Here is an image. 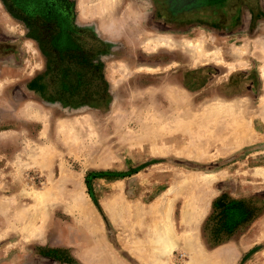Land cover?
Here are the masks:
<instances>
[{"label":"rangeland","instance_id":"rangeland-1","mask_svg":"<svg viewBox=\"0 0 264 264\" xmlns=\"http://www.w3.org/2000/svg\"><path fill=\"white\" fill-rule=\"evenodd\" d=\"M68 1L0 0V264H264V0Z\"/></svg>","mask_w":264,"mask_h":264},{"label":"bare ground","instance_id":"bare-ground-1","mask_svg":"<svg viewBox=\"0 0 264 264\" xmlns=\"http://www.w3.org/2000/svg\"><path fill=\"white\" fill-rule=\"evenodd\" d=\"M149 43V42H148ZM156 43L157 44H155L154 45V47H165V48H167V47H171V46H174V45H176V43L174 42V41H172V40H169V39H157V41H156ZM187 45V44H186ZM198 46V45H197ZM193 48V47H192ZM198 50H199V47H198ZM238 52V51H237ZM240 52H242V51H240ZM239 52V53H240ZM213 53V52H212ZM199 54V53H198ZM237 54V53H236ZM219 55V54H218ZM209 60V59H208ZM207 60V61H208ZM216 62H217V60H216ZM179 98H182V94H180V93H177L176 94ZM173 103V102H172ZM264 171V170H263ZM170 248H171V246H170ZM206 264H208V263H206Z\"/></svg>","mask_w":264,"mask_h":264},{"label":"trees","instance_id":"trees-1","mask_svg":"<svg viewBox=\"0 0 264 264\" xmlns=\"http://www.w3.org/2000/svg\"><path fill=\"white\" fill-rule=\"evenodd\" d=\"M66 2H67V4H69V3H68V2H69L68 0H66Z\"/></svg>","mask_w":264,"mask_h":264}]
</instances>
